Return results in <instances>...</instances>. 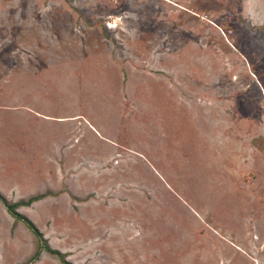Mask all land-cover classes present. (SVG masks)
Returning <instances> with one entry per match:
<instances>
[{"label":"rangeland","instance_id":"rangeland-1","mask_svg":"<svg viewBox=\"0 0 264 264\" xmlns=\"http://www.w3.org/2000/svg\"><path fill=\"white\" fill-rule=\"evenodd\" d=\"M202 15L224 47L194 42ZM90 28L108 52L76 31ZM203 93L207 108L186 99ZM75 116L110 126L108 170L59 165L78 131L84 151L108 153L85 125L60 123ZM47 191L19 211L72 264H264V0H0V194ZM36 247L0 201V264ZM35 264L61 263L43 252Z\"/></svg>","mask_w":264,"mask_h":264},{"label":"crops","instance_id":"crops-1","mask_svg":"<svg viewBox=\"0 0 264 264\" xmlns=\"http://www.w3.org/2000/svg\"><path fill=\"white\" fill-rule=\"evenodd\" d=\"M185 13H187L189 15L188 12H185ZM201 17H203V15ZM201 17H199L200 20L199 19L198 20H199V22L202 23V24L201 23L200 24L202 25L203 29H200V30L197 29V34L198 35L196 36V39H193L194 42L201 43V44H204V42L208 43L209 34H210V35H213V36L216 35L215 36L216 37V41L215 42L218 45L220 44V47H224V39L220 35H218L216 29L208 26L209 24L214 22V20H213L214 17H211L210 15H208V19H202ZM160 20L161 19H159V21ZM164 21H165V23L168 26H171V25L175 26L176 25L175 24V19H171L170 17L166 18ZM117 22L118 21L107 22V26H109L112 29L116 28ZM88 30L87 29L86 30H82L81 29V30H76V31L79 32V33H81V32L83 33L84 32V33H87L89 35L94 36L95 37V41H96V50L98 52L103 51L104 47L101 46V44H104L106 46L105 47V50H106L105 53L108 52V40L105 43L104 39L101 37L103 35L100 34V33L99 34L95 33L96 31L98 32V29H91L90 28ZM106 31H108V29H106ZM90 32H92V33H90ZM172 32H173V34H171V32H169L168 37L165 36L164 39H163L164 40V49H163L164 51H163L162 54H164L165 58H167V57L171 58V57L175 56V53H176V51H175V53L173 51H171V47L174 46V45L176 46V42H177L176 41L177 38H176V28L175 27H174ZM172 43H174V44H172ZM140 50H142L144 52L143 49H140ZM186 52H189V50H186ZM203 71L207 73L208 67L203 69V70H201V73H202L201 80L203 82L200 80V82H198V85L202 86V88H204L206 85H208L207 84V79H206V81H205V79H202V78H205L204 75H203L205 73ZM222 72H224V70H222ZM158 82L161 83L162 81H158ZM166 82H167L168 86H173V85L176 86V84L172 83L169 79ZM213 85L216 86V88H215L216 93H219L218 90H222L224 88L225 84H224V82L215 81V83H213ZM141 86H143V82H139L138 85H137L138 95H137V98H136V102L138 104V107L140 105H144L145 104L143 99H141V96L143 95V91H141V89L144 88V87L141 88ZM139 90H140V92H139ZM190 90L194 91L193 89H190ZM186 99L188 101H190V104L197 103L198 105L200 104L202 107H205V108H207L208 104H209V102H208L209 98H208V96H206V94L204 95V93L202 94L201 97L197 96L195 102H193L194 100H192V99H189V98H186ZM119 100L120 101H119L118 105H119V108L122 111L121 113H126L127 111H125V107H124V106H126L125 105L126 104L125 99H119ZM123 107H124V110L122 109ZM109 110H110V108H108V115H110V111ZM127 114H128V112L125 115H127ZM206 115H207V113H206ZM129 117H130V115H129ZM135 117H136L135 120H140L139 117H137V116H135ZM59 120H60V123H66V122L73 123V127H78L81 124L85 125L88 128V130L91 131L94 134L95 138L99 141L98 144H105L108 147V149H107L108 153H105L104 155L99 153L98 149L90 150V151H87V150L84 151L82 149V147H81L82 143L80 141L81 140L80 139V131L73 133L72 134L73 137L71 138V140H70V137L72 135L67 134L65 136L66 139L63 140V144L61 143V145H60V147L58 149L59 152L56 151V149H55L57 154H59V156L63 158V163L59 162V165L60 164H65L66 168L73 169V170L80 169V168L94 169V170H96V169H106V170H108L109 167H110L109 163H108V160L110 158L108 156L111 155L112 151L114 150V147H116L117 145L120 144L119 142H113L112 139L108 138V128H110L108 123H106V121L102 122V121H100L98 119H94L93 117H89L87 120L84 118L83 121H82L80 116H75L73 118H60ZM122 124H123V117H122V120H121V123H120L119 127L122 126ZM128 125L130 126L129 123H128ZM80 152L83 153V154L88 153L89 156L88 155L81 156L83 154H80ZM76 153H78V154L76 155ZM89 153L102 155V159L101 160L91 159V156H90L91 154H89ZM86 156H88V157H86ZM82 165H83V167H81ZM69 190L70 191L72 190V191L76 192L74 190L73 184L69 187L68 191ZM93 190L96 191L97 189L94 188ZM52 192L53 191H47L44 194L50 193L51 197L50 196H48V197L52 198V195H53ZM65 193H68V192H65ZM76 196L79 199L81 198V197H78L80 195H76ZM48 197H46V198H48ZM46 198H44V199H46ZM92 202H97V200L92 199ZM103 204L106 205V209H108L107 204H105V203H103Z\"/></svg>","mask_w":264,"mask_h":264},{"label":"trees","instance_id":"trees-1","mask_svg":"<svg viewBox=\"0 0 264 264\" xmlns=\"http://www.w3.org/2000/svg\"><path fill=\"white\" fill-rule=\"evenodd\" d=\"M48 196H50V193L32 196L27 200H21L15 203H11L3 195L0 194V201L3 203L7 212L15 220V222L23 223L36 238L37 241L36 250L32 255V257L27 261V264H35L36 262H38L43 252L47 253L50 256L56 257L61 264H72L71 262L68 261L67 256L64 253L56 249H53L49 245L43 233L34 224V222H32L27 216H25L19 211L21 207H30L35 202L43 200Z\"/></svg>","mask_w":264,"mask_h":264},{"label":"built area","instance_id":"built-area-1","mask_svg":"<svg viewBox=\"0 0 264 264\" xmlns=\"http://www.w3.org/2000/svg\"><path fill=\"white\" fill-rule=\"evenodd\" d=\"M202 19H208V16H207V15H205V16H203V17H202Z\"/></svg>","mask_w":264,"mask_h":264}]
</instances>
